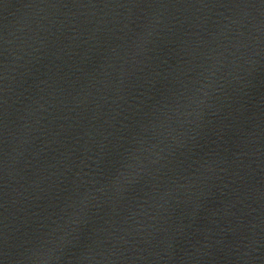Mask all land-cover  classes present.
I'll list each match as a JSON object with an SVG mask.
<instances>
[{
  "label": "water",
  "instance_id": "obj_1",
  "mask_svg": "<svg viewBox=\"0 0 264 264\" xmlns=\"http://www.w3.org/2000/svg\"><path fill=\"white\" fill-rule=\"evenodd\" d=\"M0 264H264V0H0Z\"/></svg>",
  "mask_w": 264,
  "mask_h": 264
}]
</instances>
